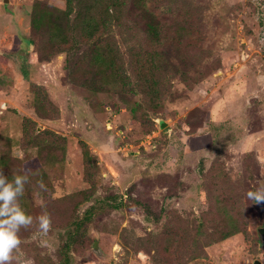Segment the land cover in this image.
<instances>
[{
    "label": "rangeland",
    "instance_id": "rangeland-1",
    "mask_svg": "<svg viewBox=\"0 0 264 264\" xmlns=\"http://www.w3.org/2000/svg\"><path fill=\"white\" fill-rule=\"evenodd\" d=\"M35 5L67 0H0V172L33 217L11 264H65L92 205L70 264H264V0H121L96 57Z\"/></svg>",
    "mask_w": 264,
    "mask_h": 264
},
{
    "label": "trees",
    "instance_id": "trees-1",
    "mask_svg": "<svg viewBox=\"0 0 264 264\" xmlns=\"http://www.w3.org/2000/svg\"><path fill=\"white\" fill-rule=\"evenodd\" d=\"M119 3H121V0H67L66 7L61 9H50L49 7L40 8V6L35 5L32 25L37 30L44 23L53 25L57 31V35L61 37L59 47L61 52L70 49V35L71 33H75L76 36H81L82 39H85L91 44L92 51L95 52L94 56L96 57L101 54L98 51H104L102 49V37L106 33L108 26L111 25V21L115 16L113 11ZM146 25L148 35L150 34L152 37H156L159 33L157 25L149 21L146 22ZM30 44L34 48L35 43L32 38H30ZM102 57L101 55L100 58L102 59ZM41 60H44V58ZM15 62L18 63L16 59ZM18 66L24 77H31L32 72L28 68H25L22 64H18ZM30 66L36 67L37 63ZM144 69L148 74L146 67ZM144 69L143 72L145 74ZM94 209L95 206L93 205L89 207L83 216L78 218L69 229L68 238L64 247L65 264L71 263L72 255L69 251L73 241L77 237L87 234V229L90 227L91 218L95 212ZM240 231V226L233 223L229 228L222 231L220 238H227Z\"/></svg>",
    "mask_w": 264,
    "mask_h": 264
},
{
    "label": "clouds",
    "instance_id": "clouds-1",
    "mask_svg": "<svg viewBox=\"0 0 264 264\" xmlns=\"http://www.w3.org/2000/svg\"><path fill=\"white\" fill-rule=\"evenodd\" d=\"M27 176L17 175L9 180L0 172V264H11L14 251L20 245L18 233L21 228L33 224V217L19 205L18 198L23 195ZM246 196L255 203L264 202V186L249 190ZM42 235H47L50 217L43 214L36 218Z\"/></svg>",
    "mask_w": 264,
    "mask_h": 264
},
{
    "label": "water",
    "instance_id": "water-1",
    "mask_svg": "<svg viewBox=\"0 0 264 264\" xmlns=\"http://www.w3.org/2000/svg\"><path fill=\"white\" fill-rule=\"evenodd\" d=\"M5 1H8V0H5ZM164 125H165V124L163 123L162 126H164ZM259 231H260L261 233H264V228H260Z\"/></svg>",
    "mask_w": 264,
    "mask_h": 264
}]
</instances>
